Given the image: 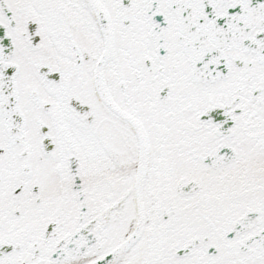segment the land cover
Instances as JSON below:
<instances>
[{"label":"snow or ice","instance_id":"obj_1","mask_svg":"<svg viewBox=\"0 0 264 264\" xmlns=\"http://www.w3.org/2000/svg\"><path fill=\"white\" fill-rule=\"evenodd\" d=\"M0 264H264V0H0Z\"/></svg>","mask_w":264,"mask_h":264}]
</instances>
